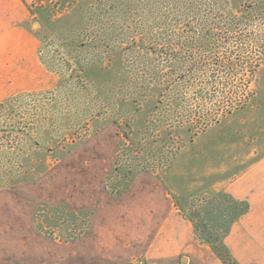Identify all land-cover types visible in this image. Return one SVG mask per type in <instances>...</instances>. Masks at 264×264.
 Returning a JSON list of instances; mask_svg holds the SVG:
<instances>
[{
    "label": "rangeland",
    "instance_id": "rangeland-1",
    "mask_svg": "<svg viewBox=\"0 0 264 264\" xmlns=\"http://www.w3.org/2000/svg\"><path fill=\"white\" fill-rule=\"evenodd\" d=\"M261 176L264 0H0V264H225Z\"/></svg>",
    "mask_w": 264,
    "mask_h": 264
},
{
    "label": "crops",
    "instance_id": "crops-1",
    "mask_svg": "<svg viewBox=\"0 0 264 264\" xmlns=\"http://www.w3.org/2000/svg\"><path fill=\"white\" fill-rule=\"evenodd\" d=\"M246 180L248 183V179ZM253 186L258 200L256 201V198L250 195L240 197L250 203V211L233 224L226 238V245L239 264H264V180L262 176L253 182Z\"/></svg>",
    "mask_w": 264,
    "mask_h": 264
},
{
    "label": "trees",
    "instance_id": "trees-1",
    "mask_svg": "<svg viewBox=\"0 0 264 264\" xmlns=\"http://www.w3.org/2000/svg\"><path fill=\"white\" fill-rule=\"evenodd\" d=\"M248 207L246 206V208L244 209V212L247 211ZM197 227L199 229V226L197 224ZM218 254L221 257L222 261L225 264H239L232 256V254L230 253L229 249L223 244L222 249L218 250Z\"/></svg>",
    "mask_w": 264,
    "mask_h": 264
}]
</instances>
